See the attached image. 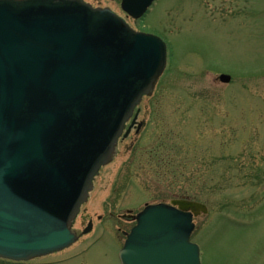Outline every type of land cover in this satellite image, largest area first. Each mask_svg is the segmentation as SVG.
I'll return each mask as SVG.
<instances>
[{"label": "water", "instance_id": "95a60500", "mask_svg": "<svg viewBox=\"0 0 264 264\" xmlns=\"http://www.w3.org/2000/svg\"><path fill=\"white\" fill-rule=\"evenodd\" d=\"M153 1L122 0L121 9L137 20ZM165 67V44L109 9L0 0V259L27 262L75 243L71 225L94 177ZM206 212L181 200L146 205L120 263L200 264L190 236Z\"/></svg>", "mask_w": 264, "mask_h": 264}, {"label": "rangeland", "instance_id": "374dc122", "mask_svg": "<svg viewBox=\"0 0 264 264\" xmlns=\"http://www.w3.org/2000/svg\"><path fill=\"white\" fill-rule=\"evenodd\" d=\"M82 1L162 38L167 67L80 209L73 229L92 230L35 262L120 264L129 212L186 200L207 208L190 238L201 264H264V0H155L138 21L121 0Z\"/></svg>", "mask_w": 264, "mask_h": 264}, {"label": "flooded vegetation", "instance_id": "af4514ba", "mask_svg": "<svg viewBox=\"0 0 264 264\" xmlns=\"http://www.w3.org/2000/svg\"><path fill=\"white\" fill-rule=\"evenodd\" d=\"M139 115H140V109H139ZM143 126H144V125H142V128H141V129H143ZM134 129H135V128H134ZM99 219H100V217H99ZM127 220H129V219H127ZM82 237H83V236L79 237V240H81ZM79 240H78V241H79ZM33 261H35V260H33ZM28 264H35V263L32 262V263H28Z\"/></svg>", "mask_w": 264, "mask_h": 264}, {"label": "trees", "instance_id": "16d2710c", "mask_svg": "<svg viewBox=\"0 0 264 264\" xmlns=\"http://www.w3.org/2000/svg\"><path fill=\"white\" fill-rule=\"evenodd\" d=\"M160 148V147H159Z\"/></svg>", "mask_w": 264, "mask_h": 264}]
</instances>
